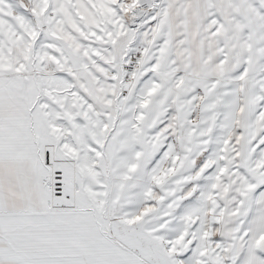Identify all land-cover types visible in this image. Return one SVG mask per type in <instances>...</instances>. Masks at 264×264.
<instances>
[{"label":"snow or ice","instance_id":"obj_1","mask_svg":"<svg viewBox=\"0 0 264 264\" xmlns=\"http://www.w3.org/2000/svg\"><path fill=\"white\" fill-rule=\"evenodd\" d=\"M0 264H264V0H0Z\"/></svg>","mask_w":264,"mask_h":264}]
</instances>
